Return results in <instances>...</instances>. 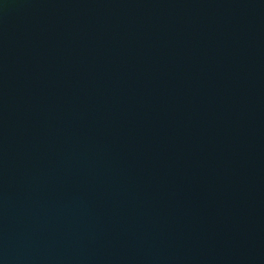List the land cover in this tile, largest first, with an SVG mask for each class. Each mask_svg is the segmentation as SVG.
Here are the masks:
<instances>
[{
    "label": "water",
    "instance_id": "water-1",
    "mask_svg": "<svg viewBox=\"0 0 264 264\" xmlns=\"http://www.w3.org/2000/svg\"><path fill=\"white\" fill-rule=\"evenodd\" d=\"M0 264H264V0H0Z\"/></svg>",
    "mask_w": 264,
    "mask_h": 264
}]
</instances>
